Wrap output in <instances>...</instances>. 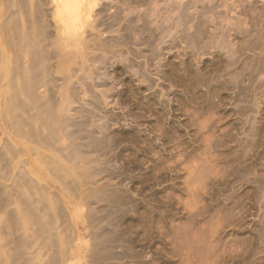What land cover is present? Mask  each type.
Here are the masks:
<instances>
[{
    "label": "rangeland",
    "instance_id": "obj_1",
    "mask_svg": "<svg viewBox=\"0 0 264 264\" xmlns=\"http://www.w3.org/2000/svg\"><path fill=\"white\" fill-rule=\"evenodd\" d=\"M60 1L0 0V264H264V0Z\"/></svg>",
    "mask_w": 264,
    "mask_h": 264
},
{
    "label": "bare ground",
    "instance_id": "obj_2",
    "mask_svg": "<svg viewBox=\"0 0 264 264\" xmlns=\"http://www.w3.org/2000/svg\"><path fill=\"white\" fill-rule=\"evenodd\" d=\"M75 0H61L60 2H61V7L57 10L58 12V15H59V12L62 14L61 15V18H62V20L64 21V23L66 22V21H68V24H69V26H70V22H72V20L73 19H77V18H79V13H80V9H81V7L79 6L80 5V3L79 4H77L78 3V1L76 2V3H73ZM59 3V2H58ZM85 3V2H84ZM85 5V4H84ZM59 7V6H58ZM67 15V16H65V15ZM81 16V15H80ZM82 17V16H81ZM69 20H71V21H69ZM74 21V20H73ZM75 22V21H74ZM78 22H81V21H78ZM73 23V22H72ZM66 24V25H65ZM64 25L66 26V27H68V25H67V23H65ZM80 24V23H79ZM72 25V24H71ZM73 25H75L74 23H73Z\"/></svg>",
    "mask_w": 264,
    "mask_h": 264
}]
</instances>
